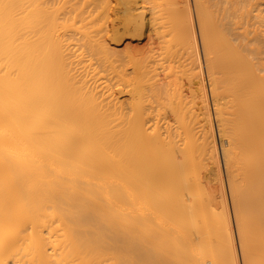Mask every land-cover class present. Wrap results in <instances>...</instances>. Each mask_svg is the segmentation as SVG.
Returning <instances> with one entry per match:
<instances>
[{
    "label": "bare ground",
    "instance_id": "obj_1",
    "mask_svg": "<svg viewBox=\"0 0 264 264\" xmlns=\"http://www.w3.org/2000/svg\"><path fill=\"white\" fill-rule=\"evenodd\" d=\"M39 1L0 0V264H239L209 95L239 251L264 264V0H193L209 91L189 0L140 79L107 0L63 21Z\"/></svg>",
    "mask_w": 264,
    "mask_h": 264
},
{
    "label": "rangeland",
    "instance_id": "obj_2",
    "mask_svg": "<svg viewBox=\"0 0 264 264\" xmlns=\"http://www.w3.org/2000/svg\"><path fill=\"white\" fill-rule=\"evenodd\" d=\"M35 1L36 0H34V3H35ZM38 1L39 0H37V3H38ZM40 1H41V8L43 6V11H45V8L48 7L45 12L49 13V15H51V17H53L52 18L53 20L57 19L59 21H60V19H62V21H63L65 19V15H66V17L68 16V13L70 12L69 10L74 8L75 5L73 3H77L76 0H71L70 2L67 1V0H64V1H66L65 3H67V5L63 2V0H59V1L58 0H48V1L44 0L45 2L43 0H40ZM40 1H39V3H40ZM117 1L119 2V0H107V2H109L108 4H110V5L107 6V4H106V7H108L109 10L107 12L108 14L106 15L107 18H104L106 20V21L104 20L106 22V24L105 23L103 24L104 31H105L104 32V35H105L104 39H106L105 41L109 44V47H112L111 49H112L114 55H116V57H117V59H116V57H114L116 59V62L114 64H115L117 70L125 71L128 74V79L131 78L132 76L135 79H140L141 76H142L141 73L144 71V69H142L143 68L142 66H144L146 64V66H145V67H147V69L145 68L146 70H148V66H150L152 68V66H154L153 64H155V66H157L156 64L158 62L160 63V61H161L160 58L163 57L162 60L164 59V56H165L164 53H165V50H166V46L169 43H172V42H169L168 44L164 43V42H167V41H170V40L172 41L171 37L168 34H167L168 35L167 37H166V35L163 37L164 39L166 38L165 40L162 39V37H161V33L164 32L165 30H167V28L169 26V21H168L169 19H166L168 17H166L167 15L164 16L165 15L164 13L168 12L170 10V8H168L169 10L166 11L167 6H170L168 4H170V2L172 4V0H128L129 4L127 3L128 1L125 0V1H127V2H125L126 3L125 7H123L124 5H121L122 4L121 2L118 3ZM189 1H190L189 4H190V9H191V14H192V20L194 21V23H193L194 27H195L194 29L196 31L195 34H196L197 41H198L199 62H200L201 67H202L201 71L203 72V76L205 77L206 76V71H205L206 67L204 66L205 65V61H204V55L202 53L203 49L201 48L200 40H199L200 37H199V31H198V25H197L198 23H196L197 21H196L195 7H194L193 0H189ZM230 1L229 0H224L223 1L224 2L223 6L224 7L225 6L228 7L229 4H230L229 3ZM53 2L58 7H54L56 5H54ZM59 2H60V5H59ZM37 3H35V4L37 5ZM69 3H70V5H69ZM213 3H215V0L211 2V4H213ZM44 4H46V5L48 4V5L44 6ZM123 4H124V2H123ZM39 5L40 4H38V6ZM68 5L70 6V9H69ZM66 6H67V8H66ZM77 6H78V4H77ZM63 7H65V8L63 9ZM263 7H264V3L262 2L261 3V8H263ZM58 8H59V10H58ZM75 8H76V6H75ZM164 8H165V12L162 10ZM65 9H67V10H65ZM127 9H129V10H127ZM160 9H161L162 12L159 11ZM152 10H153L154 13L152 12ZM57 11H59L58 12V18H56L57 17V13H56ZM54 12H55V15H53ZM70 13H72V15H73L74 14V10L72 9V11ZM154 14H155L156 17H153ZM47 15H46V17L47 18L49 17V19H50L51 17L49 15L48 16ZM72 15H69L68 17H70ZM136 15H137V17L139 19L134 18ZM128 16H130L131 24H127V22H126L127 19L129 21V17ZM141 16H143V18H141ZM157 17H158V19H156ZM152 18H153V20H152ZM154 18H155L156 22L153 23V21H155ZM133 19L134 20L137 19L136 23L139 22L137 24L138 26L134 25V23L132 24V22H135ZM141 19H142V21H141ZM151 22H152L153 25H151ZM240 22H238V24H236V25L232 24L233 28H234V31L237 30L236 32H238V33L242 32V28L241 27L244 26V25H239V24H243L242 23L243 21L241 23ZM222 23L226 24V22H222ZM154 24H156V26ZM105 25H106V27H105ZM132 25H134V26H132ZM232 25L229 28L230 30L232 29ZM161 26L163 28L165 27L166 29L164 28L165 29L164 30L163 28H161ZM160 29H162L163 31L160 30ZM114 30L118 33L117 35H114V32H113ZM154 30H156V31H154ZM159 31H161V33ZM150 32L151 33L154 32V33L151 34ZM157 32L160 33L159 37H155L158 34ZM230 32H232L231 34L234 33L231 37H235L236 32H233L232 30ZM158 38H159V40H158ZM169 46H170V44L167 46V48ZM172 46L173 45H171V47ZM161 62H163V61H161ZM151 68H150V70H152L154 67L152 69ZM133 72H134V75H132ZM160 74H159V76H157L158 77L157 79L160 78V80H163L162 76L164 75V73H160ZM149 76H150V74H149ZM154 79H151V80L154 81ZM157 79H155V82L157 81ZM151 80H150V83L151 82L153 83V81H151ZM204 80L206 81V77L204 78ZM205 83H206V89L209 91V89L207 88L209 86L208 82L206 81ZM119 87H116V88H119ZM183 90H184V93H186V90L184 88H183ZM207 93L209 94V92H207ZM148 94L145 96L146 99L149 98L148 100L153 101L152 98L151 99H150V97L147 98ZM129 96H130V94L126 91V89H123L120 93L117 94L118 99L120 101H122V102H128L129 98H130ZM208 99H209V103H210V110L212 109L211 110V115L213 116L212 117V119H213L212 121L214 123V128H215L214 131L216 132V133L214 132L215 140L217 141L216 142V146H217V149L219 151H221V149H220L221 148V146H220L221 144H220L219 139H218L219 135H217L218 132L216 130V124H215L214 115H213V106H212V103H211L210 95L208 96ZM219 151H218V153L220 155L219 156V161L221 162L220 164H221V167H222V174H223V180H224V185H225V189H226V196L228 198L227 199L228 207H229L228 210L230 211V217H231L232 226H233V229H234L235 241H236L235 243H236L237 252H238V263L239 264H244L243 258L241 257V254H240V251H239V242H238V239H237V236H236V227H235L236 225L234 224L235 221H234V218H233L232 201H231V197H230L229 189H228V179H227V175H226V172H225V169H224L223 159L221 157L222 154Z\"/></svg>",
    "mask_w": 264,
    "mask_h": 264
}]
</instances>
